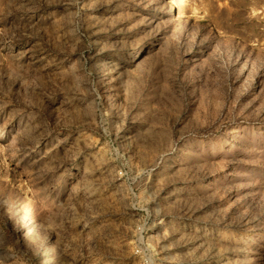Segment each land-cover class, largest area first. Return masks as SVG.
Wrapping results in <instances>:
<instances>
[{
	"label": "rangeland",
	"instance_id": "obj_1",
	"mask_svg": "<svg viewBox=\"0 0 264 264\" xmlns=\"http://www.w3.org/2000/svg\"><path fill=\"white\" fill-rule=\"evenodd\" d=\"M0 264H264V0H0Z\"/></svg>",
	"mask_w": 264,
	"mask_h": 264
}]
</instances>
